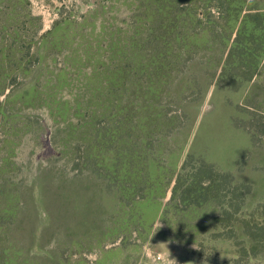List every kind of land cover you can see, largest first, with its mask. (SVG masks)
Segmentation results:
<instances>
[{
  "label": "rangeland",
  "instance_id": "obj_1",
  "mask_svg": "<svg viewBox=\"0 0 264 264\" xmlns=\"http://www.w3.org/2000/svg\"><path fill=\"white\" fill-rule=\"evenodd\" d=\"M257 9L264 0H0V264H264V56L249 85L186 99L144 197L121 201L81 170L117 100L136 122L130 102L154 107L156 94L178 110L160 77L144 98L143 80L129 81L137 44L158 30L180 41L178 25H220L233 40ZM197 30L191 42L210 38ZM189 188L209 194L193 204Z\"/></svg>",
  "mask_w": 264,
  "mask_h": 264
},
{
  "label": "trees",
  "instance_id": "obj_2",
  "mask_svg": "<svg viewBox=\"0 0 264 264\" xmlns=\"http://www.w3.org/2000/svg\"><path fill=\"white\" fill-rule=\"evenodd\" d=\"M255 12L252 20L257 22L256 25L252 28L241 25L233 40L230 39L231 34L227 30L219 31L220 25H194L193 33L189 32L191 25H178L179 31L176 34H180L182 39L180 41L172 43L167 38L160 41L158 38L167 34L163 30H158L159 33L152 34L153 39L150 37L147 42L137 44V49L129 56L131 63L129 81L134 85L138 83L137 79L143 80L144 83H140L141 88L137 92L144 98L149 96L146 88L149 80L160 77L164 93H167L170 102L175 104L178 110L165 108L167 105L161 102V94H156L158 102L154 107L150 106L152 101L150 97L145 101L139 100L137 103L140 105L137 108L130 102V110L135 112L141 110L136 122L131 116V111L129 115L121 114L127 105H123L121 109L117 108L119 101L116 99L115 107L113 106L108 114L109 125L99 131V137L95 140L100 149L97 158L86 156L84 162L82 161L85 166L83 165L81 170L86 172L89 170L88 173L95 174L107 188L112 189L117 197L126 203L136 200L138 195L144 197L148 191L161 183L162 173L159 177L153 176V169L157 167L159 171L161 166L157 164L160 152L156 142L164 138L172 140L185 125L184 115L178 113L184 110L186 99L192 97V100H203L214 85L228 90H238L245 84L249 85L254 79L264 56V11L257 9ZM199 27L203 29L210 27L212 29L210 38L204 42H191L189 37L192 34H199L197 30ZM258 29L263 32L257 34ZM132 63H137V67ZM134 67L140 69L139 71L143 70V74L138 78L134 77L132 72ZM189 92L193 94L188 95ZM161 107L163 109L159 110ZM128 116L130 117L128 134L117 137L116 128L119 129V124ZM135 133L139 135L140 140L134 141ZM103 134L107 144L103 143ZM125 135H128L130 138L128 140H132L133 144L124 138ZM120 142L125 144L121 146ZM103 147L106 153L101 150ZM129 149L133 152L135 150L136 155L133 153H130V156L126 155ZM167 149L173 151L172 148ZM167 149L164 151L165 155ZM192 191V188L184 190V200L193 204H198L193 198H204L209 194L207 189L202 188L194 190L195 194Z\"/></svg>",
  "mask_w": 264,
  "mask_h": 264
},
{
  "label": "crops",
  "instance_id": "obj_3",
  "mask_svg": "<svg viewBox=\"0 0 264 264\" xmlns=\"http://www.w3.org/2000/svg\"><path fill=\"white\" fill-rule=\"evenodd\" d=\"M173 183H174V181L172 180L171 185L167 188L166 199L170 198V196H171V192H172L171 189H172Z\"/></svg>",
  "mask_w": 264,
  "mask_h": 264
}]
</instances>
